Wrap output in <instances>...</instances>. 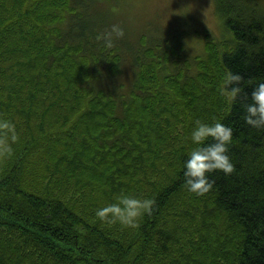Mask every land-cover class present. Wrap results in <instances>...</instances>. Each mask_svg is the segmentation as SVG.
Here are the masks:
<instances>
[{
    "label": "trees",
    "instance_id": "trees-1",
    "mask_svg": "<svg viewBox=\"0 0 264 264\" xmlns=\"http://www.w3.org/2000/svg\"><path fill=\"white\" fill-rule=\"evenodd\" d=\"M107 1L0 0V121L16 134L0 130V264H264V128L244 119L264 81V0H212L228 37L191 62L177 61L186 31L136 37ZM113 24L124 35L107 47ZM196 121L233 129V171L202 194L183 176ZM124 194L154 200L134 227L97 215Z\"/></svg>",
    "mask_w": 264,
    "mask_h": 264
},
{
    "label": "clouds",
    "instance_id": "clouds-1",
    "mask_svg": "<svg viewBox=\"0 0 264 264\" xmlns=\"http://www.w3.org/2000/svg\"><path fill=\"white\" fill-rule=\"evenodd\" d=\"M124 35V29L118 24L111 25L110 30L97 35L98 40H103L105 46L111 47L116 38ZM242 77L238 73L228 72L222 84L221 91L229 101L236 98L241 91L239 81ZM251 102L246 105L245 122L255 128H264V81L256 84L251 92ZM0 130H7L16 139L15 125L7 120L0 121ZM6 135V133H4ZM233 129L222 122L207 123L196 121V126L191 131V140L196 147L183 161L184 183L189 191L202 194L207 192L213 181L208 173L221 170L225 174L233 171L234 165L228 154V147L232 140ZM211 143H207L208 138ZM3 143L4 151L9 149L6 142ZM116 203H111L97 209V215L110 222L119 221L124 226H136L138 218L144 213H151L154 200L140 199L132 195H120Z\"/></svg>",
    "mask_w": 264,
    "mask_h": 264
},
{
    "label": "rangeland",
    "instance_id": "rangeland-1",
    "mask_svg": "<svg viewBox=\"0 0 264 264\" xmlns=\"http://www.w3.org/2000/svg\"><path fill=\"white\" fill-rule=\"evenodd\" d=\"M103 8L112 9L114 17L118 18L123 26L133 30L136 37L145 36L147 40H151L150 37L157 39L186 31L187 35L181 42L187 54L177 59L178 62L185 58L191 62L194 57L203 55L206 40L219 41L228 37L215 13L212 0H111L107 1ZM115 22L112 19V23ZM172 60L176 59L171 57L170 61ZM179 64L183 67L182 63ZM167 66L171 71L172 63ZM96 71L97 76L107 73L106 67L103 70L98 67ZM119 72L117 84L122 83V86L117 88L116 95L126 94L129 80L133 78V71L127 62L123 67L119 65ZM114 80H106L105 86H112ZM113 229L118 230V224Z\"/></svg>",
    "mask_w": 264,
    "mask_h": 264
}]
</instances>
